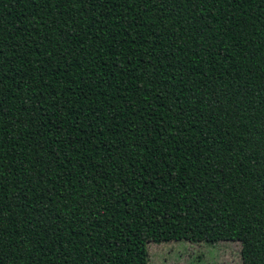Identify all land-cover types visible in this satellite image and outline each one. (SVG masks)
<instances>
[{"label": "trees", "instance_id": "16d2710c", "mask_svg": "<svg viewBox=\"0 0 264 264\" xmlns=\"http://www.w3.org/2000/svg\"><path fill=\"white\" fill-rule=\"evenodd\" d=\"M264 264V0H0V264Z\"/></svg>", "mask_w": 264, "mask_h": 264}, {"label": "rangeland", "instance_id": "374dc122", "mask_svg": "<svg viewBox=\"0 0 264 264\" xmlns=\"http://www.w3.org/2000/svg\"><path fill=\"white\" fill-rule=\"evenodd\" d=\"M238 242L147 243V264H241Z\"/></svg>", "mask_w": 264, "mask_h": 264}]
</instances>
